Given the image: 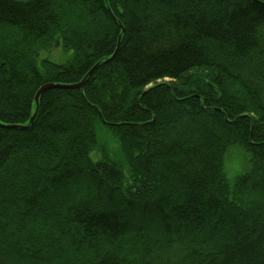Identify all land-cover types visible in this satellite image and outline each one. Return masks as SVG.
Segmentation results:
<instances>
[{
  "label": "trees",
  "instance_id": "trees-1",
  "mask_svg": "<svg viewBox=\"0 0 264 264\" xmlns=\"http://www.w3.org/2000/svg\"><path fill=\"white\" fill-rule=\"evenodd\" d=\"M0 264H264V0H0Z\"/></svg>",
  "mask_w": 264,
  "mask_h": 264
},
{
  "label": "rangeland",
  "instance_id": "rangeland-1",
  "mask_svg": "<svg viewBox=\"0 0 264 264\" xmlns=\"http://www.w3.org/2000/svg\"><path fill=\"white\" fill-rule=\"evenodd\" d=\"M71 56H72L71 51H68V52L63 51V49L61 47L56 49L52 53L46 52V53L42 54V57H47V58L53 59L56 62L61 63V64L67 62L71 58ZM98 126H99V124L97 125V132H98V140H99L100 146L103 143L107 144L109 146V150H108L109 156H112L113 158L119 159L120 158V150L118 148V144L116 143L117 142L116 139L112 137V139H110L111 142L110 141L108 142L106 139L111 138L110 137L111 134H109V128L105 125H102L100 128ZM98 151H99V148L92 152L91 156H92V159L94 161H98L101 158V155L98 154ZM236 158L238 159V161L244 163L243 157L238 156ZM238 161L234 163L232 170L241 168V164L238 163ZM229 177L232 178V176L230 174H229Z\"/></svg>",
  "mask_w": 264,
  "mask_h": 264
},
{
  "label": "water",
  "instance_id": "water-1",
  "mask_svg": "<svg viewBox=\"0 0 264 264\" xmlns=\"http://www.w3.org/2000/svg\"><path fill=\"white\" fill-rule=\"evenodd\" d=\"M52 87H68V88H71V87H78V88H80V87H82V83H81V84H77V85H73V86H68V85H66V86L44 85V86L39 90L38 94L36 95V101H38V99H39V95H40L41 92H43V91L46 90V89L52 88ZM33 118H34V117H33Z\"/></svg>",
  "mask_w": 264,
  "mask_h": 264
}]
</instances>
